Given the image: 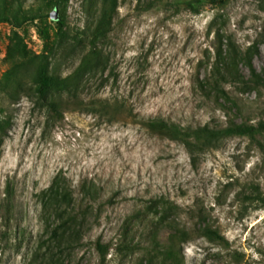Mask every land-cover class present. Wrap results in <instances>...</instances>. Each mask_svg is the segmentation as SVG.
<instances>
[{
	"label": "rangeland",
	"instance_id": "rangeland-1",
	"mask_svg": "<svg viewBox=\"0 0 264 264\" xmlns=\"http://www.w3.org/2000/svg\"><path fill=\"white\" fill-rule=\"evenodd\" d=\"M43 1L50 13L51 0ZM185 1L118 0L99 64L77 75L80 104L61 115L48 111L45 101L53 96L39 100L19 91L9 99L0 91V108L11 116L0 146V264H139L154 244L147 230L156 221L152 214L138 216L160 200L170 207V224H156L158 245L168 244L170 226L191 233L180 246L183 264H264V203L250 199L257 190L264 196L260 149L232 134L192 156L141 124L162 119L222 128L264 121V86L249 83L244 60L240 78L213 69L218 48L225 51L230 39L243 53L256 46L251 63L264 76V0H203L198 12ZM35 4L0 0V17ZM98 8L99 0H69L65 19L77 40L66 46H54L57 25L50 18L40 25L45 37L32 24L0 22V82L14 85L20 76L23 87L33 88L21 66L46 47L52 48L49 72L74 75ZM206 79L219 82L234 104L201 90ZM55 178L78 208L87 207L82 238L73 245L45 244L53 209L44 207L43 194ZM199 225L217 229L228 243L208 241L194 232ZM127 226L134 248L118 252ZM98 239L109 247L104 258Z\"/></svg>",
	"mask_w": 264,
	"mask_h": 264
},
{
	"label": "trees",
	"instance_id": "trees-1",
	"mask_svg": "<svg viewBox=\"0 0 264 264\" xmlns=\"http://www.w3.org/2000/svg\"><path fill=\"white\" fill-rule=\"evenodd\" d=\"M35 6L23 11L18 16H2L0 22H8L14 27H21L26 24L35 25L39 33L45 37V31L40 26L49 18L48 8L43 0H34ZM69 0H51V8H58L60 18L55 21L57 25L54 46H66L71 39L77 40L76 36L69 33L67 29V22L65 19V11L67 9ZM203 4V0H187L183 2L186 9L193 12L199 11V6ZM118 13V0H99V8L96 22L90 31L88 37V52L83 57L76 73L71 76H61L57 73L49 72V53L51 47H46L41 53L34 54L27 58L21 68L29 71L33 88L29 86L23 87L20 76L15 79V84L0 82V91L9 98L13 99L19 95V91L25 95L33 94L39 100H43L50 95L53 98L45 101L48 111L53 115H61L70 104H80L78 98L80 94L77 92L76 80L77 75H81L86 71L95 68L101 57V45L107 39L108 34L112 30L113 21ZM216 37L221 42L223 34L220 30L216 31ZM262 42L264 43V33L262 34ZM46 50H49L48 53ZM256 46L251 47L247 52H241L234 43L228 39L227 49L223 51L218 48L216 52V60L213 66L218 73L223 69L230 76L240 78L237 69L240 59L250 70L249 83L254 86H264V76H261L253 67L251 63V54L256 52ZM20 68V69H21ZM21 71H17L20 75ZM209 80V79H208ZM207 79L200 84L201 90H209L210 92L220 93L224 101L234 104L232 99L225 94L219 82L216 83L208 81ZM65 99H55L54 97ZM4 109L0 108V146L3 142L7 130L11 126V116L3 114ZM141 124L151 133L166 138L172 141H177L185 146L190 155L193 156L195 152L204 151L214 146V144L222 137L228 135H240L247 137L254 143L260 151L264 154V144L262 138L264 136V121L257 123L249 122H230L226 127L213 128L207 125L198 127H183L177 123L165 121L162 119H151L141 121ZM44 207H51L53 209V223H51L50 235L48 240L52 244L60 245L62 243L73 245L78 243L83 235V224L87 214V207L84 209L78 208L77 200L73 197L72 191L66 187L62 188L55 178L46 192L43 194ZM85 196H90L88 191ZM85 199V198H84ZM251 201L259 200L264 203V196L257 192ZM163 200L152 203L148 210L138 216L146 217L152 214L155 218V225L147 230L150 236L149 243H154L144 252L143 259L139 264L145 262L146 264H183L184 257L181 254L180 246L189 239L190 231L186 229H178L170 226L172 231L167 237V245L161 247L158 245L159 241L156 238L157 228L156 224H170L168 221V212L170 207ZM197 234L203 236L210 242L214 243H228L223 235L217 229H213L207 225H199L195 230ZM48 243V244H50ZM96 247L99 251L100 257L104 258L108 252V245L102 244L98 239L96 240ZM116 246V250L129 251L133 250L134 237L131 234L129 227H125V231ZM140 243V242H137ZM48 247V246H47Z\"/></svg>",
	"mask_w": 264,
	"mask_h": 264
},
{
	"label": "water",
	"instance_id": "water-1",
	"mask_svg": "<svg viewBox=\"0 0 264 264\" xmlns=\"http://www.w3.org/2000/svg\"><path fill=\"white\" fill-rule=\"evenodd\" d=\"M49 18L54 20V21H57L59 18H60V15H59V11H58V8H54L50 14H49Z\"/></svg>",
	"mask_w": 264,
	"mask_h": 264
}]
</instances>
